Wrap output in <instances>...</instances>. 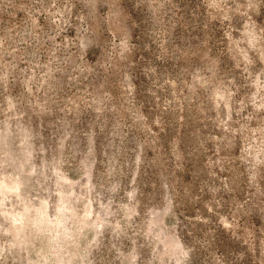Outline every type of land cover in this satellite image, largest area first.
<instances>
[{"label":"rangeland","instance_id":"rangeland-1","mask_svg":"<svg viewBox=\"0 0 264 264\" xmlns=\"http://www.w3.org/2000/svg\"><path fill=\"white\" fill-rule=\"evenodd\" d=\"M0 264H264V0H0Z\"/></svg>","mask_w":264,"mask_h":264}]
</instances>
